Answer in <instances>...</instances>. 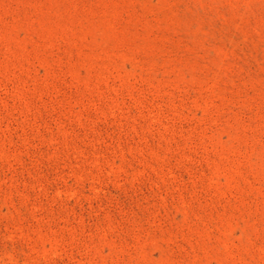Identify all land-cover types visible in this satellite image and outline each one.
<instances>
[{
  "label": "rangeland",
  "instance_id": "rangeland-1",
  "mask_svg": "<svg viewBox=\"0 0 264 264\" xmlns=\"http://www.w3.org/2000/svg\"><path fill=\"white\" fill-rule=\"evenodd\" d=\"M0 264H264V0H0Z\"/></svg>",
  "mask_w": 264,
  "mask_h": 264
}]
</instances>
